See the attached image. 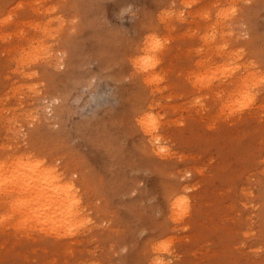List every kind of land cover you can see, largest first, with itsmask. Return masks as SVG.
I'll use <instances>...</instances> for the list:
<instances>
[{"label": "rangeland", "instance_id": "374dc122", "mask_svg": "<svg viewBox=\"0 0 264 264\" xmlns=\"http://www.w3.org/2000/svg\"><path fill=\"white\" fill-rule=\"evenodd\" d=\"M0 35V264H264V0H0ZM15 156L77 218L23 214Z\"/></svg>", "mask_w": 264, "mask_h": 264}, {"label": "bare ground", "instance_id": "6f19581e", "mask_svg": "<svg viewBox=\"0 0 264 264\" xmlns=\"http://www.w3.org/2000/svg\"><path fill=\"white\" fill-rule=\"evenodd\" d=\"M30 2V1H29ZM19 4V3H18ZM48 6V5H47ZM52 6V5H51ZM49 10V9H48ZM47 10V11H48ZM219 10V9H218ZM227 10V9H226ZM226 10H225V12H226ZM44 11H45V8H44ZM46 12V11H45ZM217 12V11H216ZM220 12H222V11H220ZM226 13H228V14H230V12H226ZM232 13V12H231ZM48 14V13H47ZM224 14V13H223ZM216 15H218L217 13H216ZM220 16H221V14H219ZM231 15V14H230ZM162 16V15H161ZM219 16V17H220ZM229 16V15H228ZM232 16V15H231ZM5 19V18H4ZM218 19V18H217ZM225 19V18H224ZM223 19V20H224ZM9 20V19H8ZM32 20V19H31ZM219 20H221V19H219ZM211 21V20H210ZM209 21V22H210ZM27 22V21H26ZM25 22V23H26ZM36 22V21H35ZM39 22V21H38ZM59 22V21H58ZM214 22V21H213ZM216 22V21H215ZM214 22V23H215ZM219 21H217V23H218ZM222 22V21H221ZM225 22V21H224ZM34 23V22H33ZM37 23V22H36ZM29 24V23H28ZM58 24V23H57ZM62 24H63V22H62ZM213 24V23H212ZM209 25H211V24H209ZM41 26V25H40ZM45 26V25H44ZM43 25H42V27H44ZM212 26V25H211ZM221 26V25H220ZM219 26V27H220ZM38 27H39V25H38ZM51 27V26H50ZM206 27V26H205ZM231 27V26H230ZM22 28V27H21ZM47 28H49L48 26H47ZM57 28V27H56ZM207 28V27H206ZM210 28V27H209ZM221 28V27H220ZM220 28H219V30H220ZM42 29V28H41ZM44 29V28H43ZM51 29V28H50ZM212 29H214V27L212 28ZM204 30H205V28H204ZM207 30V29H206ZM45 31V30H44ZM47 31H48V29H47ZM214 31V30H213ZM43 32V31H42ZM50 32V31H49ZM204 32V31H203ZM212 32V31H211ZM221 33H222V31H220ZM224 32V31H223ZM207 33V32H206ZM213 33V32H212ZM212 33H210V34H212ZM215 33V32H214ZM2 34H4V32L2 33ZM8 34V33H7ZM12 34H13V31H12ZM16 34H18V33H16ZM48 35H49V33H47ZM53 35V33H51L50 32V35ZM45 35V34H44ZM55 35H57V34H55ZM207 34H205V36H206ZM213 35H215V34H213ZM1 36V35H0ZM8 36H9V34H8ZM47 36V35H46ZM51 37V36H50ZM149 37V36H148ZM152 37V36H151ZM208 37H210L209 35H208ZM3 38V37H2ZM27 38V37H26ZM54 38V37H53ZM154 38V37H153ZM155 38H157L156 36H155ZM32 39H34V38H32ZM36 39V38H35ZM206 39V38H205ZM219 39V38H218ZM223 39V38H222ZM37 40V39H36ZM151 40H153L152 38H150V42H152L153 43V46L157 43H154V41H151ZM220 40V39H219ZM34 41V40H33ZM40 41V40H39ZM37 42V41H36ZM35 42V43H36ZM42 41H40V43H41ZM159 42V41H158ZM162 42V41H161ZM38 43V42H37ZM37 43H36V45H37ZM43 43V42H42ZM160 43V42H159ZM29 44H30V42H29ZM32 44V43H31ZM158 44V43H157ZM207 44V43H206ZM26 45V44H25ZM35 45V44H34ZM34 45H32V48H33V46ZM38 45H41V44H38ZM43 45V44H42ZM159 45V44H158ZM160 45H161V43H160ZM210 45H213V44H210ZM217 45H219V44H217ZM216 45V46H217ZM49 46H51V45H49ZM150 46H152V44L150 45ZM31 47V46H30ZM30 47H29V49H30ZM36 49H38V47L37 46H34ZM41 47H43V46H41ZM141 47H143V46H141ZM140 47V48H141ZM146 47V48H145ZM161 47V46H160ZM143 48H145V49H142L143 51L144 50H147L148 48H147V46H144ZM152 48V47H151ZM150 48V49H151ZM154 48V47H153ZM157 48V47H156ZM155 48V49H156ZM34 49V48H33ZM40 49V48H39ZM43 49V48H42ZM160 49V48H159ZM22 50V49H21ZM44 50H46V49H44ZM157 50V49H156ZM29 51V50H28ZM34 51H36V50H34ZM33 51V52H34ZM154 51V50H153ZM158 51V50H157ZM7 52V51H6ZM22 52H23V50H22ZM31 52V51H30ZM42 52H45V51H43L42 50ZM150 52V51H149ZM19 53H21V52H19ZM27 53V52H26ZM25 53V54H26ZM40 53L41 52H39L38 54L40 55ZM47 53H48V51H47ZM145 53V52H144ZM33 54H35V52L33 53ZM38 54H36L35 56H37ZM42 55H43V53H42ZM45 55H47L46 53H45ZM143 55H145V54H143ZM151 55V54H150ZM19 56V55H18ZM29 56V55H28ZM34 56V55H33ZM147 56V55H146ZM44 57V56H43ZM141 57V56H140ZM145 57V56H144ZM20 58V57H19ZM34 58V57H33ZM37 58V57H36ZM51 58V57H50ZM143 58V57H142ZM43 59V58H42ZM27 60V59H26ZM34 60H35V58H34ZM41 60V59H40ZM44 61H45V59H43ZM47 60V59H46ZM133 60H137V59H134L133 58ZM145 60V59H144ZM152 61L151 62H149V64H150V66H151V64H152V62L154 61V58L153 59H151ZM158 60H159V58H158ZM21 61V60H20ZM22 62V61H21ZM29 62V61H28ZM27 62V63H28ZM143 62V61H142ZM146 62V61H145ZM133 63H135V62H133ZM137 63H138V60H137ZM148 62H146V65H149V64H147ZM153 63H156V62H153ZM136 64V63H135ZM145 64V63H144ZM198 64V63H197ZM154 65H156V64H154ZM230 66H231V64H229ZM16 66V65H15ZM139 66H140V64H139ZM228 66V65H227ZM23 67V66H22ZM145 67V66H144ZM152 67V66H151ZM226 67V66H225ZM13 68V67H12ZM141 68H143V67H141ZM224 68V67H223ZM229 68V67H228ZM226 69V68H225ZM11 70V69H10ZM13 70V69H12ZM140 70V69H139ZM222 70V69H221ZM232 70V69H231ZM27 71V70H26ZM30 71V70H29ZM146 71V70H145ZM149 71V70H148ZM152 71H154V70H152ZM210 71H213V70H209V72ZM21 72H23V71H21ZM216 72V71H215ZM215 72L213 73L212 72V74H215ZM226 72H227V70H226ZM231 72V71H230ZM31 73V72H30ZM30 73H28V74H30ZM148 73V72H147ZM152 73V72H151ZM217 73V72H216ZM221 73H223V72H221ZM229 73V72H228ZM227 73V74H228ZM27 74V73H26ZM25 74V75H26ZM146 74V73H145ZM154 74H155V71H154ZM153 74V75H154ZM156 74L158 75V72L156 71ZM207 74V73H206ZM204 75V76H206V78H209V76L207 77V75ZM22 75H23V73H22ZM31 75V74H30ZM151 74L149 73V75L148 76H150ZM157 75H155V77H153L154 79H157ZM222 75V74H221ZM224 75H226V74H224ZM229 75V74H228ZM236 75V74H235ZM152 76V75H151ZM199 76V75H198ZM218 76V75H217ZM160 77V75H158V78ZM196 78H198V77H196ZM199 78H201L200 76H199ZM205 78V77H204ZM203 78V79H204ZM213 78H214V75H213ZM212 78V79H213ZM216 78V77H215ZM238 78H240V77H238ZM235 79H237V78H235ZM233 80V81H238V80ZM159 80V79H158ZM157 80V81H158ZM205 80V79H204ZM207 80V79H206ZM209 80V79H208ZM241 80H242V78H241ZM241 80H239V81H241ZM149 81H152V80H150V78H149ZM153 81H155V80H153ZM201 81H203V80H201ZM210 81V80H209ZM238 81V82H239ZM145 82H146V80H145ZM148 82V81H147ZM156 82V81H155ZM204 82V81H203ZM25 83V82H24ZM195 83V82H194ZM200 83H202V82H199V83H197V84H200ZM235 83V82H234ZM249 83V82H248ZM23 84V83H22ZM26 84V83H25ZM28 84V83H27ZM157 84V83H156ZM196 84V83H195ZM202 84H204V83H202ZM19 85H21V83H19ZM154 85V84H153ZM248 85V84H247ZM250 85H251V83H250ZM23 86V85H22ZM28 86V85H27ZM32 86V85H31ZM31 86H29L28 87V92H29V88H31ZM156 86V85H155ZM200 86V85H199ZM249 86V85H248ZM248 86H247V88H248ZM25 87V86H24ZM35 87V86H34ZM18 88V87H17ZM22 88V87H21ZM14 89H16V87L14 88ZM33 90V89H32ZM251 90V89H250ZM31 91V90H30ZM17 93V92H16ZM33 93H34V91H33ZM247 93H249L248 92V90H247ZM12 94V93H11ZM250 94V93H249ZM251 95V94H250ZM7 96V95H6ZM246 96V95H245ZM244 95H243V97H245ZM20 97V96H19ZM251 97V96H250ZM241 98H242V96H241ZM240 98V99H241ZM246 98V97H245ZM249 98V97H248ZM247 99V98H246ZM245 99V100H246ZM242 100V99H241ZM251 100L249 99V102H250ZM20 102V101H19ZM245 102H247V101H245ZM245 102H243L244 104H245ZM236 106V105H235ZM13 107V106H12ZM15 107V106H14ZM235 111V110H234ZM24 112H26V111H24ZM28 112V111H27ZM3 113V112H2ZM27 114V113H26ZM33 114H35V113H33ZM3 115V114H2ZM38 115V114H37ZM0 116H1V114H0ZM36 116V115H35ZM27 117V116H26ZM32 117V116H31ZM14 118H15V116H14ZM24 118H25V116H24ZM33 118V117H32ZM10 119V118H9ZM8 119V120H9ZM145 119V118H144ZM149 120H151V123H154L155 122V120H153V119H150V118H148ZM1 120V119H0ZM16 120V119H15ZM142 123H143V125H145L146 123L144 122L145 120H143V118H142ZM13 122V121H12ZM18 123V122H17ZM148 123H150V122H148ZM156 123V122H155ZM12 125V124H11ZM151 125V124H150ZM153 125V127H154V125L156 126L157 124H152ZM148 128V127H147ZM150 128V127H149ZM156 128V127H155ZM153 129V128H152ZM147 131V130H146ZM149 131V130H148ZM152 136V135H151ZM6 137V136H5ZM157 138L158 137H152V138H150V143H151V145L154 147V150H157V151H159V149H161V147H159V145L157 144ZM160 140V139H159ZM4 147V146H3ZM10 147V146H9ZM163 148V147H162ZM161 151V150H160ZM16 155V154H15ZM30 155V154H29ZM25 156V155H24ZM15 157H17V156H15ZM21 157V156H20ZM18 158V157H17ZM26 158V157H25ZM13 159V158H12ZM19 159V158H18ZM17 159V160H18ZM36 159V158H35ZM34 159V160H35ZM39 159V158H38ZM16 160V161H17ZM19 160H21L22 162H20V163H16V164H22L23 163V165H21L22 166V169L23 170H21V171H18L17 172V174H16V176H15V178L13 177V175L12 176H10V177H13V181H11V184L14 186V188H10V186H9V188L12 190H14L15 191V193H16V190H18V193H20V199L19 198H17V201H19L20 203H17V205L18 204H21V205H19L20 207H18V208H21L22 207V209L24 208V210H23V212L24 211H26L28 208L27 207H29L30 209H28L27 211H32L33 212V214H32V212H30L31 214L29 215L31 218H30V220L33 218V216L35 217V218H33V219H39V220H36L37 222L38 221H40V224L41 223H43V222H45L46 220H47V222L46 223H48L49 225H50V223H54L55 221H57V219L59 220V221H57V222H59V223H61V224H59V223H54V225H52V227H54V228H56L55 226L57 225V228H61L62 229V223H63V221H65V222H67L66 220H68L69 218H74L75 219V217H76V212H77V210H76V206H77V202L76 203H72V201L71 200H73V202H74V200H75V198H76V196H73L74 195V193L75 192H72V193H70L71 192V187L70 186H72L71 185V183L70 184H68V182H65V183H62L61 182V180L59 181V178H58V176H54V175H57V174H53V171L52 170H54V169H52L51 170V167L48 169L46 166V168L43 166V165H40V162L38 161V163H37V161H34L33 163H34V166L33 167H27V166H29V165H26V164H28V162H24V160H22V158L21 159H19ZM11 161V160H10ZM28 161V160H27ZM31 161V160H30ZM4 162V161H3ZM6 162H8V161H6ZM17 162H19V161H17ZM1 163H2V161H1ZM9 163V162H8ZM7 163V164H8ZM29 163H31V162H29ZM33 163H32V165H33ZM4 163H2V164H0V167L2 168V166H4L3 165ZM10 165H11V163H9ZM12 164H14L15 165V162L14 163H12ZM2 165V166H1ZM25 165V166H24ZM5 166H7L6 165V163H5ZM19 166V165H18ZM43 166V167H42ZM50 166V165H49ZM17 167V166H16ZM16 167H14V169L16 168ZM1 168H0V171H1ZM8 169H10L11 168V166H10V168L9 167H7ZM19 168V167H18ZM40 168V169H39ZM42 168V169H41ZM20 169V168H19ZM19 169H16V170H19ZM3 170H4V168H3ZM2 170V171H3ZM12 170V169H11ZM11 170H9V171H11ZM5 171H7V169L6 170H4V172ZM8 171V172H9ZM12 172V171H11ZM1 173V175H2V172H0ZM13 173V172H12ZM55 173V172H54ZM10 174V173H9ZM0 175V176H1ZM3 175H5V174H3ZM3 175H2V177H1V179H0V183L2 182V184H1V186H4L5 187V185H3V183L5 182L4 180H3ZM6 175H8L7 173H6ZM9 177V178H10ZM8 178V177H7ZM6 178V179H7ZM8 178V179H9ZM4 182H3V181ZM10 180H12L11 178H10ZM63 181V180H62ZM14 184H13V183ZM7 183H9V182H7ZM67 183V184H66ZM6 184V183H5ZM7 185V184H6ZM12 186V187H13ZM7 188V187H6ZM5 188V189H6ZM8 188V189H9ZM3 189V188H2ZM1 189V190H2ZM7 189V190H8ZM0 190V191H1ZM7 190H6V192H7ZM11 190L9 191V192H11ZM13 190H12V192H13ZM70 190V191H69ZM72 190H73V188H72ZM71 194H73L72 196H71ZM78 194V193H77ZM24 195V196H23ZM22 196L23 197H25L24 199L22 198ZM15 197H16V195H15ZM23 200H22V199ZM77 198H78V196H77ZM76 198V200H79V199H77ZM181 199H182V197H180ZM179 197L178 198H176V204H175V206L177 207V206H181V204L179 203V200H180V202H181V199H180ZM10 199V198H9ZM12 199H13V203L15 202L14 201V199L15 198H13V196H12ZM179 199V200H178ZM11 200V199H10ZM9 200V201H10ZM75 200V201H76ZM182 200H185V198L184 199H182ZM3 201V200H2ZM5 201V200H4ZM8 202V201H7ZM80 202V201H79ZM174 201H173V207H174ZM177 203H179V205H177ZM182 203V202H181ZM184 203V202H183ZM182 203V204H183ZM9 205H10V203H8ZM15 204V203H14ZM72 204L75 206H72ZM11 206H14V205H10V207ZM15 206H16V204H15ZM180 206H179V208H180ZM17 207V206H16ZM176 207H174V208H176ZM9 209H11V208H9ZM14 209V208H13ZM13 209H11V210H9V211H11V212H14V210ZM82 209V208H81ZM177 209H178V207H177ZM181 209V208H180ZM184 209V208H183ZM17 210V209H16ZM20 210V209H19ZM83 210V209H82ZM80 211V210H79ZM6 212V211H5ZM18 212V211H17ZM16 212V213H17ZM21 212V211H20ZM29 212H27V213H29ZM2 213V212H1ZM9 213V212H8ZM27 213H26V215H27ZM78 213H80V212H78ZM78 213H77V215H78ZM88 213V212H87ZM173 213V212H172ZM179 213V212H178ZM5 214V213H4ZM7 214V213H6ZM23 214H25V212L23 213ZM22 214V215H23ZM174 214H175V212H174ZM173 214V215H174ZM181 214V212L179 213V214H177V215H180ZM2 215V214H1ZM9 215H10V213H9ZM21 215V214H20ZM22 215H21V217H22ZM80 215H81V213H80ZM172 215V214H171ZM176 215V216H177ZM18 216V215H17ZM24 216V215H23ZM74 216V217H73ZM3 217V216H2ZM11 217V216H10ZM26 217V216H25ZM56 217V220H54V218ZM8 218V217H7ZM18 218V217H17ZM77 218V217H76ZM80 218L82 219L83 218V220H84V223H85V219H84V216H80ZM174 218L175 219H177L178 218V216L177 217H175L174 216ZM173 218V220H175ZM0 219H1V216H0ZM13 219H15V218H13ZM20 219V218H19ZM19 219L18 220H15V221H19ZM22 219H25V220H23L24 222L26 221V218H22ZM22 219L20 220V221H22ZM29 218H27V220H28ZM32 219V220H33ZM65 219V220H64ZM80 219V220H81ZM44 220V221H43ZM48 220H49V222H48ZM61 220H62V222H61ZM178 220H179V218H178ZM3 221V220H2ZM22 221V222H23ZM75 220H73L72 222H74ZM79 221V220H78ZM82 221V220H81ZM86 221H87V219H86ZM177 221V220H176ZM14 222V221H13ZM27 222V221H26ZM33 222V221H32ZM35 222V221H34ZM65 222H64V224H65ZM69 222V221H68ZM72 222H70V224L72 223ZM88 222V221H87ZM4 223V222H3ZM10 223V222H9ZM16 223V222H15ZM14 223V224H15ZM28 223V222H27ZM31 223V222H30ZM29 223V224H30ZM75 223V222H74ZM13 224V225H14ZM28 224V225H29ZM36 224V223H35ZM44 224V223H43ZM42 224V225H43ZM56 224V225H55ZM77 224V223H76ZM78 224H79V222H78ZM83 224V223H82ZM24 225V224H23ZM22 225V226H23ZM27 225V224H26ZM31 225V224H30ZM39 225V224H38ZM42 225H40V227H39V229L40 228H44V227H41ZM73 225H75V224H73ZM80 225V224H79ZM79 225H76V226H79ZM17 227L19 226V225H16ZM16 226H14V227H16ZM35 226V225H34ZM59 226V227H58ZM72 226V225H71ZM81 226V225H80ZM21 227V226H20ZM28 227V226H27ZM36 227H37V225H36ZM49 227H51V225L49 226ZM48 227V228H49ZM51 227V228H52ZM66 227H68V226H66ZM31 228V227H30ZM46 228V227H45ZM51 228H49V230L51 229ZM56 228V229H57ZM74 228V227H73ZM78 228H81V227H77V229ZM53 229V228H52ZM54 230V229H53ZM52 230V231H53ZM69 230V229H68ZM72 230L73 229H71V232H72ZM58 231V230H57ZM56 231V232H57ZM62 231H64V230H61V232ZM47 232H48V230H47ZM51 232V231H50ZM54 232H55V230H54ZM69 232V231H68ZM67 232L65 231V234H66ZM24 234V233H23ZM25 234H26V232H25ZM65 234H64V236H65ZM27 235V234H26ZM71 235V234H70ZM60 236V235H59ZM152 244V243H151ZM153 245V244H152ZM153 261V260H152ZM164 262V261H163Z\"/></svg>", "mask_w": 264, "mask_h": 264}]
</instances>
